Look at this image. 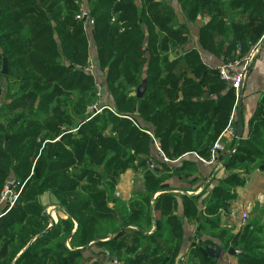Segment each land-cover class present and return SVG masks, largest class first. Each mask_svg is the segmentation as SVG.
Masks as SVG:
<instances>
[{
  "label": "trees",
  "instance_id": "obj_1",
  "mask_svg": "<svg viewBox=\"0 0 264 264\" xmlns=\"http://www.w3.org/2000/svg\"><path fill=\"white\" fill-rule=\"evenodd\" d=\"M180 1L189 20L210 17L199 41L212 51L227 43L225 61L247 56L264 36V0ZM83 2L94 20L87 33L76 18ZM176 22L174 11L155 0H0V93L3 78L8 83L7 102L0 108V117L6 118V124L0 122V196L12 174L19 194L11 209L5 203L0 212V264H11L24 248L15 264H101L85 259L90 243L108 252L103 260L184 264L178 198L184 216L197 220L201 236L206 223L219 229L218 217L208 221V216L229 209L247 177L264 172V105L251 118L248 137L225 157L229 174L209 203L171 192L173 178L188 179L197 172L193 162L172 167L162 160L160 171L150 167L154 139L171 162L187 153L209 159L236 102L235 90L197 52L169 60L172 46L189 39L185 26ZM4 56L7 75L2 73ZM90 58L97 73L105 75L104 96L114 112L105 109L86 121V108L97 100V81L76 66L85 67ZM144 78L147 89L138 98L134 89ZM208 83L211 94L222 96L194 101L206 97ZM68 94H73L70 109L53 107ZM128 170L143 172L144 190L126 203L116 196V187ZM44 194L54 196L68 216L50 229V217L38 202ZM256 212L264 215V207L255 206L251 214ZM154 221L156 229L147 234ZM221 232L218 239L225 240L228 230ZM255 233V225L250 226L247 236L233 235L221 247L242 249L235 257L239 264H264V247ZM207 246L214 244L192 245L188 263L214 264Z\"/></svg>",
  "mask_w": 264,
  "mask_h": 264
},
{
  "label": "crops",
  "instance_id": "obj_2",
  "mask_svg": "<svg viewBox=\"0 0 264 264\" xmlns=\"http://www.w3.org/2000/svg\"><path fill=\"white\" fill-rule=\"evenodd\" d=\"M158 3H166L175 13L176 15V25H184L185 26V31L189 37L188 42L183 45H174L172 46L171 51L169 52V60L171 62L176 61L178 59H182L186 55L190 54L191 52H197L199 55V58L201 62L207 66L209 69H217L224 61H225V51L227 49V43L225 44L224 47L219 50L218 46H216L215 50L212 51L210 49L204 48L200 41H199V36H200V30L201 28L206 25L210 21L209 16H199L195 21L189 20L186 15L184 14L182 10V2L180 0H155ZM237 21L241 23H245V19L242 17H237ZM256 47H258L257 52L255 51L254 53V58L252 60V63L250 65V72L247 81L244 83L242 89L240 90L239 94L236 95V102L234 104V107L231 111L230 117L232 113H235V121H234V128L236 130L235 136L234 137H224L223 141L226 145V148L228 150L233 149L234 145H236L237 141L246 139L249 134V123L251 118L253 117L255 111L257 108L261 105H264V36L258 40L250 49L248 55L253 52ZM92 51V49H91ZM95 53V49L93 48V51L91 54ZM94 61V60H93ZM183 63H180L182 65ZM185 65V64H183ZM96 66V65H95ZM187 76L193 79V75L190 73H187ZM196 81H199L196 79ZM98 84H101L103 86V89H105V85L103 81L98 80ZM210 83L204 86V91L206 90L208 93L206 94V97L202 98H195L193 99L194 101H205L209 99H216L220 98L222 94L220 93H214L211 94L209 92L210 88ZM228 85V84H227ZM228 89L230 86H227ZM104 91V90H103ZM204 98V99H203ZM109 99V97H108ZM237 103V105H236ZM241 103V125L240 128L242 129V137L239 139L238 138V129H239V114H238V105ZM230 120V118H229ZM229 124V122H228ZM228 126V125H227ZM224 132V131H223ZM222 132V133H223ZM219 138V137H218ZM217 138V139H218ZM157 141V140H156ZM160 146V142L157 141ZM162 150V149H161ZM163 151V150H162ZM164 153V151H163ZM165 154V153H164ZM228 155H232L231 153L229 154H222L219 156L218 160L223 161L225 165V157ZM166 159L162 158L157 151V148L152 147V153L149 159V165L150 167H153L155 171H160L161 170V163H166L169 166L176 167V166H181L184 161H189L193 162L196 167H197V172L190 178L188 179H179V178H173L169 183L172 187L171 192L175 193L176 195H187L189 197L191 196H201L200 200L201 203L203 201H209L212 200V197L214 196V189L217 187L219 184V181L223 179V176L225 175V171H215L216 164H211L207 165L204 164L200 160V156L196 153H187L184 154L183 156L177 158L176 160H173L172 162L167 158L165 155ZM203 158V157H201ZM227 158V157H226ZM206 159V158H203ZM208 159V158H207ZM222 159V160H221ZM164 162H163V161ZM137 172L133 170H128L124 174H122L119 184L116 187V196L120 199H122L124 202L129 203L131 202L134 198L137 197V195L141 192H143V183H144V174L141 171V176L143 179V183L140 186L133 185L132 178ZM139 179V178H138ZM137 179V180H138ZM191 180H195L194 184L191 183ZM251 181L253 183V188L249 190L246 187L244 188H238L236 191V199H239L240 201L242 200H252L254 201V205L257 206L259 205L260 207L264 206V172L263 171H255L253 172L249 177H247V182ZM249 187V186H248ZM141 188V189H140ZM139 189V190H138ZM246 189H248L246 191ZM160 192H157L153 195V198L155 199L158 197ZM38 202L44 206L45 208V214L50 217L49 221V227L50 229L53 226L54 222H57L59 219H67L68 216L65 213V211L57 204L56 199L54 196L50 194H44L42 196H39ZM53 202L52 205L50 203ZM178 210L177 214L184 219V240H183V247L180 253V257L183 254V248H187V246H192V245H198L200 241H206V240H211L214 246L210 247H216V246H221V243L218 242L216 237H213L211 235L212 231L214 230H219V229H226L225 228V223H227V218L226 217L225 211L220 209L218 213L216 214H210L208 216V221L211 219H214L218 217L219 225L218 228L214 225H208L207 223L205 224L206 226V231L204 235H199L194 237V232L198 228L199 225L197 220H188L184 216V204L183 200L179 197L178 198ZM2 206L0 207V212H1ZM205 207H202V210H204ZM155 215L157 217V213L155 212ZM77 224L75 223V228L73 230V234L76 233L77 231ZM156 229L155 221L154 224L150 226V228L147 230V234H151L154 232ZM32 240L31 242H33ZM66 246L71 249V245L69 240L66 242ZM78 249H83L82 247L79 246ZM188 249V248H187ZM25 250V248L17 255V257L12 261L11 264H15L17 258L19 255ZM108 253L106 250L103 248H99L97 246H94L93 243H90L86 250L84 251L83 255L85 259H90L88 263L92 262H101V264H105L106 260H103L100 258L101 256L105 255ZM232 257H229V262ZM237 260L236 258H234ZM87 261V260H86ZM218 262V261H216Z\"/></svg>",
  "mask_w": 264,
  "mask_h": 264
},
{
  "label": "built area",
  "instance_id": "obj_3",
  "mask_svg": "<svg viewBox=\"0 0 264 264\" xmlns=\"http://www.w3.org/2000/svg\"><path fill=\"white\" fill-rule=\"evenodd\" d=\"M78 21H81L84 23V28L87 33L89 26H93L94 20L91 18L89 8H86L85 5L82 3L80 5V8L78 10V14L76 16ZM258 47L251 52L250 55H247L243 58H237L233 60H226L224 61L218 68L219 76L222 81H224L226 84L230 85L232 89L235 90L236 95L239 94L240 90L242 89L244 83L247 81L249 72H250V65L252 63V60L254 58L255 51L257 52ZM77 69L83 70L85 73L89 74L93 78H95V63L92 61V58L89 59L88 65L85 67L77 65ZM96 80V78H95ZM97 88V94L100 98L103 86L101 84L96 83ZM104 109H108L113 112V109L110 106H103L99 107L98 104L90 107L89 117L86 119V121L91 120L93 117H95L97 114L101 113ZM234 121H235V113H232L229 124L224 130V132L219 136V138L215 141L212 149H211V156L209 159H203L200 157V160L207 165L216 164V171H225V166L223 161H219L218 158L222 154H234L236 152V148L234 147L231 150H228L226 148V145L223 141L224 137H234L236 130L234 128ZM75 131V130H73ZM152 137L153 135L148 132ZM158 154L166 159L165 154L160 149L158 142L154 139ZM226 177V175L223 176V178ZM13 186L9 185L5 187V191L2 192L0 196V206L7 203L9 206V209L13 207L15 202L18 199L19 194L16 193L14 198H11L13 195ZM230 212L228 214L227 218V227L231 229V231L237 232L240 229L244 228L247 225V222L250 219V214L255 207L254 201L246 199L240 201L239 199L234 198L232 201H230ZM228 254L225 255V257ZM229 256V255H228ZM224 258V262L230 264L229 260L227 258ZM105 264H123L120 262L117 258H109L106 260Z\"/></svg>",
  "mask_w": 264,
  "mask_h": 264
},
{
  "label": "rangeland",
  "instance_id": "obj_4",
  "mask_svg": "<svg viewBox=\"0 0 264 264\" xmlns=\"http://www.w3.org/2000/svg\"><path fill=\"white\" fill-rule=\"evenodd\" d=\"M135 1H137V3L138 4H141L142 3V0H135ZM83 4L85 5V7L86 8H88V6H87V4L85 3V2H83ZM246 57V56H245ZM92 61H93V59H92ZM89 62V61H88ZM3 69V68H2ZM95 73H96V76H95V78H96V81H98V80H100V81H103V83H104V80H105V75H104V73H102V74H98L97 73V71H96V66H95ZM145 79V78H144ZM143 82V81H142ZM3 86H2V92L0 93V108L7 102V100H6V96H7V91H8V83H7V80H5L4 78H3ZM105 85V84H104ZM140 85H141V83H140ZM139 85V86H140ZM138 86V87H139ZM137 89L138 88H135L134 89V91H136L137 92ZM73 94H68V97H66V98H61L60 100H57L56 102H55V104H54V108H57V109H59V110H61V111H65V109H64V107L65 106H68V109H70V104H68L69 103V98H72L73 96H72ZM97 100L94 102V103H92V104H90L87 108H86V111H85V115H83L84 116V118L83 119H87L88 117H89V112H90V107H92V106H94V105H96V104H98V106L99 107H103V106H110V100L108 99V97H105L104 96V91L102 90V93H101V96H100V98L98 97V94H97ZM236 105H237V103H236ZM112 106V105H111ZM110 106V107H111ZM112 109H113V106H112ZM105 110V109H104ZM68 111V110H67ZM113 112H114V110H113ZM85 120H84V122H85ZM0 122H3V123H5L6 124V118H4V117H0ZM76 125L74 124L73 125V127H75ZM65 127V126H64ZM75 131L77 130V129H74ZM74 132V131H73ZM215 171H216V167H215ZM137 175H134L133 176V178H132V182H133V185H136V186H141L142 185V183H143V179H142V176H141V171H138L137 173H136ZM228 174H229V172L227 171V172H225V175L226 176H228ZM139 178V179H138ZM138 179V180H137ZM249 181V180H248ZM249 183V184H248ZM248 184V185H247ZM9 185H12V186H14V185H16L15 184V176L12 174L11 175V177H10V180L8 181V183H7V185L6 186H9ZM246 185H247V188H249V190H251L253 187V183L251 182V181H249V182H246ZM5 186V187H6ZM249 186V187H248ZM5 187H4V189H3V191L2 192H4L5 191ZM246 187V186H245ZM252 187V188H251ZM244 188V187H243ZM251 188V189H250ZM12 189H14V188H12ZM141 189V188H140ZM139 190V189H138ZM248 189H246V191H247ZM13 195L11 196V198H14V196H15V194H16V192H15V190H13ZM53 204V202H51L50 203V205H52ZM262 207H264V206H262ZM223 211H225V213L224 214H226V217H227V215L229 214V212H230V208L229 209H225V208H221ZM206 215V214H205ZM255 225V227H256V233H255V235H256V237H258V239L260 240V245L262 246V247H264V215H260V213L259 212H256L255 214H250V219H249V221L247 222V225L244 227V228H242V229H240L239 231H237V232H234V231H231V229H229L227 226V223H225V228L228 230V236L226 237V238H224L225 240H220V239H218V236H220V234H222L223 232H221L223 229H219V230H214V231H212V233H211V235L213 236V237H216L217 239H215V240H218V242H220V243H222L223 241H227V239H230L229 237H231V236H233V235H241V237H244V236H247V231H248V228L250 227V226H254ZM197 231H198V228L195 230V232H194V237H196V236H199V233H197ZM239 240H241V239H239ZM190 245L189 246H187V248L185 247V248H183V254L181 255V258H184V261H185V263L184 264H201V262L198 260V259H195L194 260V262H192V263H188V255H189V252H190ZM234 248V247H233ZM226 251V250H225ZM9 254H12V250H9ZM223 257H225V255L223 256ZM221 258L220 260H218V262H216L215 261V263L214 264H228V263H225L224 262V258ZM229 257L230 256H226L225 258H227V259H229ZM112 258H115V257H112ZM235 257H232V261H230V264H239V262H238V260H235L234 259ZM118 259V258H117ZM119 260V259H118ZM120 262H122L123 264H125L124 262H125V260L124 259H120L119 260ZM103 264V263H102Z\"/></svg>",
  "mask_w": 264,
  "mask_h": 264
},
{
  "label": "water",
  "instance_id": "obj_5",
  "mask_svg": "<svg viewBox=\"0 0 264 264\" xmlns=\"http://www.w3.org/2000/svg\"><path fill=\"white\" fill-rule=\"evenodd\" d=\"M2 73L4 75L8 74V59L5 56L3 57ZM146 89H147V79H144L143 82L141 83V85L137 89L136 96L138 98H143L145 95ZM238 108H239L238 109L239 129H238L237 135H238V138L240 139L242 137V133H243L242 129L240 128L241 121H242V117L240 116L241 115V103H239ZM206 252L210 258L218 261L226 254H228L231 257H237L239 254H241L243 252V250L242 249L238 250V249L231 247L227 251H225L223 249V247H221V246H216V247L207 246Z\"/></svg>",
  "mask_w": 264,
  "mask_h": 264
}]
</instances>
